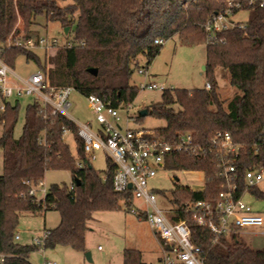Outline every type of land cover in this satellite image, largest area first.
Returning <instances> with one entry per match:
<instances>
[{"label": "trees", "instance_id": "trees-1", "mask_svg": "<svg viewBox=\"0 0 264 264\" xmlns=\"http://www.w3.org/2000/svg\"><path fill=\"white\" fill-rule=\"evenodd\" d=\"M263 4L264 0H0V45L18 34L38 38L32 27L40 17L60 22L64 29L77 19L53 84L73 87L85 97L96 95L118 110L135 101L139 88L131 84L132 77L141 58L148 66L159 55L163 45L156 40L178 36L185 44L207 46L205 71L210 88L164 90L161 103L149 107L145 116L166 121V127L156 131L169 141L192 136L193 150L167 156L165 169L203 174L201 190L177 186L170 203L177 220L188 223L192 242L203 251L204 264H264V250H253L237 235L214 243L210 229L197 223L193 211L184 210L188 203L217 201L222 189L213 145L217 132H228L232 142L241 145L233 157L241 191L247 186L245 173L264 168ZM227 10L233 16L248 11L249 18L244 25L238 23L216 33L217 41L224 44L208 43L207 24L226 15ZM70 34L71 30L67 36ZM21 56L46 70L34 51L12 47L5 49L2 57L13 69ZM90 69H97V75L89 73ZM220 76L228 77L231 96L218 84ZM19 110L20 100H15L0 112V253L8 256L6 264H32L30 256L39 246L15 240L20 219L24 214L46 215L50 211L60 214V223L48 230L45 249L65 247L85 253L86 235L95 214L119 211L122 202L130 206L133 196L114 190L116 169L110 160L104 176L92 165L77 166L64 130L74 135L79 159L85 158L83 143L77 126L65 116L31 101L22 134L16 137ZM145 117L140 115L138 120ZM48 171L70 172L73 189L51 185L45 198L36 201L29 191L43 184ZM259 186L248 187V192L264 200ZM123 264L145 263L140 251L125 250Z\"/></svg>", "mask_w": 264, "mask_h": 264}, {"label": "built area", "instance_id": "built-area-1", "mask_svg": "<svg viewBox=\"0 0 264 264\" xmlns=\"http://www.w3.org/2000/svg\"><path fill=\"white\" fill-rule=\"evenodd\" d=\"M230 15L232 11L227 10L226 15H218L207 24L205 29L208 43L224 44L222 41H217L216 33L229 28L221 22L226 21ZM155 43L163 45L165 41L156 40ZM12 47L30 51L42 49L46 53L59 50V45L55 41L50 43L41 37L26 39L19 34L9 39L4 45H0V112L5 110L6 103L30 97L32 102L40 104L44 109H50L54 114L68 118L77 126L78 137L84 148L85 158H78L77 166L83 168L86 165H92V161L97 159V154L103 152L116 169L113 179L114 190L121 194L130 193L134 200L143 199L148 209H151L142 212L141 216L147 220L161 242V264H204L203 251L192 242L188 223L185 220H177L174 207L171 210L158 207L155 191L150 188L158 171L165 169L167 156L193 150L192 136H181L175 141H169L158 131L135 130L130 127V123L136 120L129 115L124 121L126 127L123 128L119 110L106 105L96 95L86 97L96 126L91 122L78 124L69 116V110L72 107L70 99L74 88L54 85L46 72H36L28 79L16 76L2 57L5 49ZM69 47H71L70 44ZM139 73L145 77L150 76L144 69H140ZM158 87L155 83H145L142 86L143 89L148 90H156ZM206 87L209 89L210 84ZM68 134L70 131L65 129L64 138ZM213 145L217 148V175L222 179V189L217 201L188 203L184 210L185 212L193 211L196 214L197 223L208 227L214 236V243H218L222 238L242 235L245 229L264 226V216L255 212L252 206L244 201V197L249 194L248 187L259 186L264 182V168L248 170L245 173L247 186L241 191L237 184V169L233 164V157L237 155L241 145L232 142L228 132H217ZM200 174L203 177V174ZM202 182L204 186V177ZM40 187L33 186L29 191V195L35 197L36 201L43 200L47 194L45 191L43 198L39 199L37 193ZM70 189H73L71 184ZM133 212L136 211L133 210ZM49 235L50 232L46 229L40 231L32 237L33 245L45 249ZM15 240H21L18 232ZM7 258L6 254L0 253V264H6ZM46 264L58 263L48 261Z\"/></svg>", "mask_w": 264, "mask_h": 264}, {"label": "rangeland", "instance_id": "rangeland-1", "mask_svg": "<svg viewBox=\"0 0 264 264\" xmlns=\"http://www.w3.org/2000/svg\"><path fill=\"white\" fill-rule=\"evenodd\" d=\"M249 18L248 11H240L237 15H230L226 21L221 22L232 28L238 23L243 25ZM228 20V21H227ZM242 25V26H243ZM77 27V19L70 26L71 34L67 36L60 22L47 21L44 17L37 19V24L32 27L37 35L48 42H57L59 50L46 53L42 49L34 52L39 56L40 62L46 70L32 61H27L24 56L17 59L15 67L12 69L16 76L28 79L36 72H46L52 83L57 81L56 71L61 66L60 55L64 51V45L71 41ZM20 28L22 29L21 25ZM23 31V30H22ZM35 34V35H36ZM207 64V46L205 44L189 45L183 43L178 36L166 40L159 55L147 66V60L141 58L139 68L135 69L131 84L139 88L135 101L126 109L119 110L122 119L121 126L126 127L124 122L129 115L135 118V122L130 123V127L135 130L156 131L166 127V121L147 116L138 120L141 112L147 110L152 105L161 103L163 91L167 89H203L207 85V76L204 67ZM144 69L150 76L140 74L139 70ZM145 83H155L159 87L156 90L143 89ZM227 76H220L218 84L224 87L228 96L232 95V89L228 85ZM31 98L20 100L19 119L15 129V136L20 137L26 117V110ZM72 107L69 116L78 124L92 122L96 126L95 118L91 113L87 99L77 91L71 94ZM0 127V135L2 133ZM65 141L69 145L72 153L77 156V141L72 133L65 136ZM3 153L0 151V175L2 167ZM92 166L101 175H105L108 168L107 156L100 152L97 159L92 161ZM203 177L200 173H186L161 169L151 182L150 188L155 191L158 207L171 210V192L177 186H189L201 190L203 188ZM73 177L67 171H48L45 174L43 185L39 188L37 196L43 198L44 192L51 185H70ZM264 192V182L259 186ZM165 194V195H162ZM244 201L252 206L255 212L264 216V200L258 199L252 194H247ZM133 210L136 212L134 213ZM150 211L143 199H135L130 206L121 203V210L115 212H99L94 216V220L89 224V232L86 235V252H76L70 248L56 247L55 249L39 248L30 256L32 264H46L54 261L58 264H123V253L125 250H137L143 255L145 264H161L162 245L147 220L141 216L144 211ZM60 223V214L56 211L47 212L46 215L24 214L20 219L17 232L20 234L22 245H32V237L40 231L55 229ZM239 237L253 250H264V226L260 228H250L242 231ZM101 247L102 251L98 248ZM90 253L91 260L86 258Z\"/></svg>", "mask_w": 264, "mask_h": 264}, {"label": "water", "instance_id": "water-1", "mask_svg": "<svg viewBox=\"0 0 264 264\" xmlns=\"http://www.w3.org/2000/svg\"><path fill=\"white\" fill-rule=\"evenodd\" d=\"M69 31H70V27H67V28L64 29V32H65L66 35H68ZM204 69H206V67H204ZM89 73H91L92 75L96 76V75H97V69H90V70H89ZM147 114H148V111H147V110H144V111L141 112L140 115L143 116V117H145ZM76 182H77V181H76ZM130 188H131V186H130ZM86 258H87L89 261H92V260H91V255H90V253H87V254H86Z\"/></svg>", "mask_w": 264, "mask_h": 264}, {"label": "crops", "instance_id": "crops-1", "mask_svg": "<svg viewBox=\"0 0 264 264\" xmlns=\"http://www.w3.org/2000/svg\"><path fill=\"white\" fill-rule=\"evenodd\" d=\"M39 37H40V36H39ZM89 122H90V121H89ZM91 123H92V122H91ZM92 124H93V123H92ZM46 230H47V229H46ZM242 235H243V234H242ZM99 248H100V247H99ZM99 248H98V250H99V251H102V249H99Z\"/></svg>", "mask_w": 264, "mask_h": 264}]
</instances>
